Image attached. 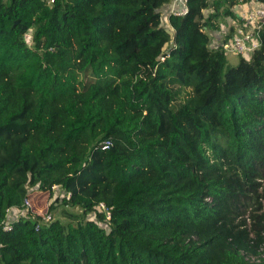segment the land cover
Instances as JSON below:
<instances>
[{"label":"trees","instance_id":"obj_1","mask_svg":"<svg viewBox=\"0 0 264 264\" xmlns=\"http://www.w3.org/2000/svg\"><path fill=\"white\" fill-rule=\"evenodd\" d=\"M170 1L0 0V222L80 210L13 212L0 264H264V23L235 66L208 33L264 0Z\"/></svg>","mask_w":264,"mask_h":264},{"label":"built area","instance_id":"obj_2","mask_svg":"<svg viewBox=\"0 0 264 264\" xmlns=\"http://www.w3.org/2000/svg\"><path fill=\"white\" fill-rule=\"evenodd\" d=\"M174 2L175 6L171 9L170 13L182 16L188 12V0H174ZM241 5L243 6L237 14L238 19L230 20L227 26L224 23L221 24L217 32L218 38L212 42V46L221 49L225 54L231 53L249 59L254 51L260 47L259 32L264 23V2L251 1ZM230 26H232V29L229 28ZM229 34L231 35L229 36ZM24 37L30 39V34L25 33ZM109 144L110 142L107 140L103 143L102 147L106 149ZM58 188L57 185H52L50 191L53 192ZM100 207L106 214V220H109V210L103 203H100ZM13 212H16L18 216L27 212L31 215H40L41 218L36 222V228L53 221L50 212L39 213L33 209V204L28 195L24 199V206L21 210L16 208L6 209V218L0 222L3 231H10L12 229L13 225L9 217ZM243 254L249 262H260L264 258V243H261L258 247L257 254H245L244 252Z\"/></svg>","mask_w":264,"mask_h":264},{"label":"rangeland","instance_id":"obj_3","mask_svg":"<svg viewBox=\"0 0 264 264\" xmlns=\"http://www.w3.org/2000/svg\"><path fill=\"white\" fill-rule=\"evenodd\" d=\"M165 18L166 17L163 14L164 26L167 27L169 31H171L172 29L168 25V23H166ZM215 36L218 38L217 34ZM213 37L214 36L212 35L211 38H213ZM240 57L241 56H239V55H233L231 53H227L226 54V60H227L228 65L235 66L238 63ZM58 195L59 194H56L53 192L50 195V193L48 191H40V190H37L35 188H32V191L29 193V198L31 199V203L33 204V209L39 213L40 212L41 213L47 212L48 211L47 207L51 206V204H54V207L48 211V212H50V214L52 216V220L58 219V220L62 221L63 223H67L70 219L63 214V211L67 210L68 212L73 213V214H80V210L78 208H75V207L73 208V207L65 206V205H63V203L60 200L55 202V200H56L55 198ZM60 199H62V198H60ZM89 217H90V215H89ZM101 225L104 228L108 229L107 224L102 223Z\"/></svg>","mask_w":264,"mask_h":264},{"label":"crops","instance_id":"obj_4","mask_svg":"<svg viewBox=\"0 0 264 264\" xmlns=\"http://www.w3.org/2000/svg\"><path fill=\"white\" fill-rule=\"evenodd\" d=\"M174 6H175V2H174V0H171L169 2V4L165 5L164 8L162 9V11H163V13H164V15L166 17L165 18L166 22H167V14L170 13L171 9L174 8ZM242 6L243 5H238V6L234 7V11H235L236 14H238V12L242 9ZM217 32H218L217 30L209 31L210 36H212V35L214 36L213 38H211V42H214V40L217 38L215 36L217 34Z\"/></svg>","mask_w":264,"mask_h":264}]
</instances>
